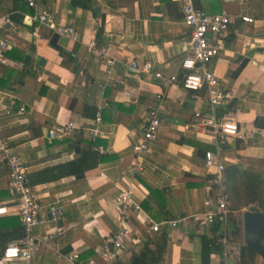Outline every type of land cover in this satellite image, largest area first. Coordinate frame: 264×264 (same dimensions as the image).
Masks as SVG:
<instances>
[{"label":"crops","instance_id":"1","mask_svg":"<svg viewBox=\"0 0 264 264\" xmlns=\"http://www.w3.org/2000/svg\"><path fill=\"white\" fill-rule=\"evenodd\" d=\"M34 1L35 6L0 0V40L10 45L0 50L2 136L21 155L33 191L46 206L35 227L31 264H73L74 253L75 264H129L148 236L164 232L169 243L159 264H239V257L224 253L202 260L201 238L213 231L200 220L215 200V168L206 166L205 149L225 165V181L232 167L264 172V0H195L198 9L210 14L226 9L232 18L226 33L211 36L224 49L208 65L221 90L230 93L217 114L233 115L242 135L228 137L222 146L209 131L189 127L194 112L209 111L210 105L206 86L192 91L180 80L192 32L181 0ZM41 14L47 23L39 20ZM62 27H72L78 39L60 34ZM131 61L151 63L153 72H137ZM158 71L178 80L168 84L155 76ZM154 108L161 118L157 138L138 153L134 147ZM70 121L71 137L49 140L55 126ZM134 165L143 170L132 171ZM80 169L85 171L77 174ZM9 174L0 157V205L11 209L0 216V259L6 245L22 238L15 229L20 217ZM125 187L144 213H130L131 237L116 251L117 199ZM56 201L65 213L59 223L47 209ZM148 217L180 223L156 232Z\"/></svg>","mask_w":264,"mask_h":264},{"label":"built area","instance_id":"2","mask_svg":"<svg viewBox=\"0 0 264 264\" xmlns=\"http://www.w3.org/2000/svg\"><path fill=\"white\" fill-rule=\"evenodd\" d=\"M183 7V20L192 28L190 38L189 53L183 58L181 63L182 77L181 83L185 89L198 91L203 87L208 89L209 111L197 110L194 112L193 120L189 124L192 129H201L212 133L219 145H224L228 137H241L239 124L233 115H225L219 117L217 107L226 103L230 99V93L220 88L219 77L216 73L208 68L213 58L218 52L224 49V43L219 39H212V35H221L226 33L232 22L230 13L224 9L220 13L210 14L204 10L198 9L195 0H181ZM31 6H35L34 0H28ZM247 22H253L251 17H243ZM39 20L43 23L48 22L45 14L39 16ZM60 34L78 39L76 31L72 27H62ZM10 47L6 40H0V50H6ZM131 66L142 73L153 72L151 63H138L131 61ZM202 67L203 71H199L198 67ZM158 78H163L168 84L178 80L177 75L165 77L161 72H154ZM162 99L163 96L159 95ZM25 110L24 107L21 108ZM147 122L144 124L143 137L139 144L135 145L134 150L138 153H144L149 150V142L157 138L161 118L158 108L150 110L147 115ZM98 122L103 121L101 112L97 115ZM75 123L67 122L55 126L49 133V140H62L72 136ZM220 150V149H219ZM0 157L10 166L9 187L13 192V202L15 205V213L20 217L24 229V236L19 240L9 243L4 247L1 255V262H11L14 260H22L32 263L34 251L36 250V238L34 235L35 227L41 223V214L46 206L41 203L39 198L33 191V187L27 177V167L21 155L13 150L8 139L2 136V127L0 126ZM206 166L208 169L215 168L212 183L214 186V206L207 211L200 220V225L211 226L215 221H219L223 225V235L220 241L224 245L223 253L225 257L238 258L241 254L243 244L230 245L228 237V223L230 219V202L226 194L225 184V165L216 159L215 153L206 151ZM132 171H142L143 167L134 165ZM49 217L55 223H59L64 217V208L59 201L48 206ZM10 207L0 205V216L10 214ZM131 212L137 214L144 213L142 204L133 196L130 187L122 189V194L117 199V214L115 216L116 233L113 239L114 249L121 250L131 237L132 228L129 224V216ZM147 223L151 225L153 231H159L164 225L173 228L180 223L179 220H167L154 222L149 217ZM61 227H57V231H61ZM245 244V243H244ZM107 258L111 259L114 253L108 247L105 252ZM79 254L74 253L70 257V262L75 264ZM90 264H93L91 262Z\"/></svg>","mask_w":264,"mask_h":264},{"label":"trees","instance_id":"3","mask_svg":"<svg viewBox=\"0 0 264 264\" xmlns=\"http://www.w3.org/2000/svg\"><path fill=\"white\" fill-rule=\"evenodd\" d=\"M206 151L205 149V153ZM84 171L80 169L76 172L80 174ZM225 183V191L231 209L227 232L229 241L230 243L240 244L242 242L243 244L238 259L239 264H258V258L261 256L241 240L242 226L239 224V218L242 212L244 214L245 208L255 207L264 212V172L232 167L226 172ZM16 221L15 229L20 230L23 237L25 233L20 218ZM211 229L213 231L211 235H204L201 238L204 263H207L213 254H222L224 250V245L220 241L224 232L222 223L215 221L211 225ZM168 243L169 235L166 232L155 237L148 236L144 247L132 254L129 264H159L163 260Z\"/></svg>","mask_w":264,"mask_h":264},{"label":"water","instance_id":"4","mask_svg":"<svg viewBox=\"0 0 264 264\" xmlns=\"http://www.w3.org/2000/svg\"><path fill=\"white\" fill-rule=\"evenodd\" d=\"M59 38L55 34L52 43ZM244 242L245 245L257 251V253L264 259V212L255 207H251L244 212Z\"/></svg>","mask_w":264,"mask_h":264},{"label":"rangeland","instance_id":"5","mask_svg":"<svg viewBox=\"0 0 264 264\" xmlns=\"http://www.w3.org/2000/svg\"><path fill=\"white\" fill-rule=\"evenodd\" d=\"M247 209H249V208H245L244 211H246ZM240 213H241V212H240ZM243 216H244V214H243V212H242V214L240 215V217H241V226H242L241 240L244 241V223H243ZM242 223H243V224H242ZM241 244H242V242H241Z\"/></svg>","mask_w":264,"mask_h":264}]
</instances>
